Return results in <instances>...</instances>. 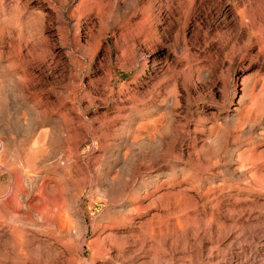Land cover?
Returning <instances> with one entry per match:
<instances>
[{
	"label": "rangeland",
	"instance_id": "rangeland-1",
	"mask_svg": "<svg viewBox=\"0 0 264 264\" xmlns=\"http://www.w3.org/2000/svg\"><path fill=\"white\" fill-rule=\"evenodd\" d=\"M149 1L0 0V264H264V0Z\"/></svg>",
	"mask_w": 264,
	"mask_h": 264
},
{
	"label": "bare ground",
	"instance_id": "bare-ground-1",
	"mask_svg": "<svg viewBox=\"0 0 264 264\" xmlns=\"http://www.w3.org/2000/svg\"><path fill=\"white\" fill-rule=\"evenodd\" d=\"M91 1H93L94 2V4H97V7H98V10L99 11H102L104 8H105V6H106V4H107V0H91ZM156 1V0H155ZM164 3V2H163ZM153 4H154V1L153 0H150L149 2H148V9H147V11L148 12H152V10H153ZM162 5V4H161ZM174 8H177L178 10H179V13L184 17V19H185V22H184V26H186V25H188L187 23L189 22V16H190V12H193L194 11V9H195V0H165V9H164V5L163 6H161L160 7V10H159V12H160V14H163V12H164V10H171V9H174ZM179 14V15H180ZM150 19H151V16L149 17ZM43 19H44V17H43ZM246 19V18H245ZM42 20V19H41ZM40 20V21H41ZM157 23H159V20H158V22ZM241 25L243 26V30L246 32V36L248 35L249 36V34H248V26H247V24L244 22V21H242L241 22ZM252 25L253 26H255L256 25V21L255 20H252ZM263 26V24H260V27H262ZM150 37H152V36H150ZM149 37V38H150ZM153 38V37H152ZM152 38H150V39H152ZM153 40H154V38H153ZM258 40V43H261L260 42V40L259 39H257ZM149 41V40H148ZM151 41V40H150ZM155 41H156V43H157V46L161 49V48H163L164 47V43H163V41H161V39H160V37L158 36V38H156L155 39ZM262 41V40H261ZM160 52V51H159ZM22 55V54H21ZM163 55V53L162 52H160V54H159V56H162ZM19 58V57H18ZM23 58V57H22ZM19 60V59H18ZM21 60V59H20ZM23 60V59H22ZM22 63V62H21ZM23 63H25L26 64V62H23ZM24 75V74H23ZM2 76V75H1ZM28 76V75H27ZM27 76L26 75H24V79H25V81H24V85H22L23 84V82H22V84H20L19 82V84L16 86V90H17V92L19 93V94H21V95H24L25 94V91L27 90V88H28V85H29V79L27 78ZM16 78V77H15ZM23 78V77H22ZM13 79V78H12ZM20 79V78H19ZM21 80V79H20ZM11 81V80H10ZM9 81V82H10ZM12 82V81H11ZM8 83V82H7ZM7 85H9V83L7 84ZM12 85V84H11ZM13 86V85H12ZM14 86H15V84H14ZM1 87V86H0ZM13 88V87H12ZM11 87H10V85H9V87H6L5 86V84H4V87H2V88H0V113L1 112H3V111H5L6 109H7V107H8V105H9V101L11 100V98L13 97V95L15 94V91H14V89H12ZM28 95V94H27ZM172 95V94H171ZM19 97V96H18ZM22 97V96H21ZM15 98V97H14ZM28 99V98H27ZM169 99V98H168ZM19 100V99H18ZM18 100H17V102H18ZM22 100V99H21ZM12 101H13V99H12ZM11 101V102H12ZM170 106H169V108H168V118H169V121H171V119H172V117H171V112H172V109L174 108V107H176V106H178L179 104H180V100H179V98H178V95H175V96H173L170 100ZM23 102V101H22ZM166 103V102H165ZM168 104V105H169ZM14 105V104H13ZM14 108V107H13ZM13 108H11L12 110H13ZM9 109V108H8ZM7 109V110H8ZM45 109V108H44ZM11 110V111H12ZM15 110H16V108H15ZM15 110H13V111H15ZM7 113V112H6ZM10 113V112H9ZM16 113V112H15ZM18 113V112H17ZM2 114H4V112L2 113ZM1 114V115H2ZM11 114V113H10ZM246 114V113H245ZM0 115V116H1ZM8 115V114H7ZM163 116H165V115H163ZM3 117V116H2ZM20 117V116H19ZM22 117V116H21ZM4 118V117H3ZM13 118H15V117H13ZM25 118H27L26 117V115H25ZM25 118H24V121L25 122H27L26 120H25ZM161 118V117H160ZM16 120H17V122H15L16 123V125H18V126H20V119L18 120L17 118H15ZM249 119V118H248ZM14 119H12V121H13ZM166 121H168V119H166V117L164 118V117H162L161 119H157L156 120V124H157V126H158V128H160V130L161 129H163L164 127H165V122ZM82 122V121H81ZM21 123H22V121H21ZM60 123H61V121H60ZM64 123V122H63ZM10 124V123H9ZM26 124V123H25ZM7 127V126H6ZM21 127V126H20ZM55 128V127H54ZM63 128V127H62ZM16 129V128H15ZM24 129V128H23ZM28 129V128H27ZM26 129V130H27ZM70 129V128H69ZM11 130V129H10ZM56 130V129H55ZM6 131V130H5ZM13 131V130H12ZM25 131V130H24ZM14 132V131H13ZM4 133V132H3ZM43 133V132H42ZM49 136V135H48ZM62 137V136H61ZM160 137V136H159ZM9 139V138H8ZM11 139V138H10ZM47 139H48V137H47ZM6 140V139H5ZM4 140V141H5ZM46 140V139H45ZM60 140V139H59ZM11 141H13L12 139H11ZM42 141V140H41ZM44 141V140H43ZM53 141H54V139H53ZM52 141V142H53ZM55 141H57V140H55ZM40 142V141H39ZM45 142V141H44ZM44 142H42V143H44ZM58 142V141H57ZM35 143V142H34ZM13 145V144H12ZM11 145V146H12ZM25 144H23V146H24ZM28 147H29V145L28 144H26ZM39 145V144H38ZM42 145V144H41ZM10 146V145H9ZM23 146H21V148L23 147ZM27 146H25V148L24 149H26V148H28ZM35 146H37V145H35ZM6 148H7V145H6V143H1L0 142V166L2 165V163L3 162H5L6 163V160H7V157H8V151L9 150H6ZM20 148V149H21ZM23 149V150H24ZM28 150H29V148H28ZM12 151H14V150H12ZM21 151V150H20ZM30 151H31V149H30ZM38 151V150H37ZM23 152V151H22ZM22 152H20V153H22ZM12 153V152H11ZM27 153H29V152H27ZM27 153H26V159L28 160V158H27ZM9 154H10V152H9ZM14 154V153H13ZM34 154H36L35 152H34ZM18 155H20V154H18ZM11 156H12V154H11ZM23 156H24V153H23ZM24 156V157H25ZM23 157V158H24ZM28 157H29V155H28ZM13 158V157H12ZM11 159V158H10ZM9 159V161H11ZM36 159V158H35ZM13 160V159H12ZM8 160H7V162H9ZM19 161V160H18ZM23 161V160H22ZM13 162V161H12ZM4 164V163H3ZM23 164H25V162L23 163ZM16 165V164H15ZM19 165H22V164H20L19 163ZM25 166V165H24ZM22 168V167H21ZM20 168V169H21ZM23 169V168H22ZM4 170V169H3ZM13 171V170H12ZM12 173V172H11ZM39 175V174H38ZM34 178V177H33ZM37 178V177H36ZM35 178V179H36ZM38 181V180H37ZM33 182V181H32ZM23 178H22V176L21 175H19V176H17V175H12L10 178H9V181H8V183L6 184L7 185V189H6V192H5V194L7 193V194H15V195H18V192L20 193L22 190H23ZM32 184V183H31ZM117 184V183H116ZM33 185H34V183H33ZM67 185V184H66ZM42 186H44V185H42ZM52 188V187H51ZM1 193V192H0ZM22 193V192H21ZM2 194V193H1ZM62 198V197H61ZM56 203V202H55ZM52 204V203H51ZM84 227V226H83ZM82 227V228H83Z\"/></svg>",
	"mask_w": 264,
	"mask_h": 264
}]
</instances>
